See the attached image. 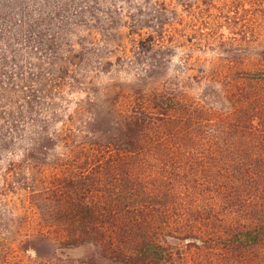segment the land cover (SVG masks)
<instances>
[{
	"label": "trees",
	"instance_id": "obj_1",
	"mask_svg": "<svg viewBox=\"0 0 264 264\" xmlns=\"http://www.w3.org/2000/svg\"><path fill=\"white\" fill-rule=\"evenodd\" d=\"M120 1L123 10L130 5L125 27L136 36L135 47L170 48L166 34L182 24L168 21V0H143L137 12L134 0H0V155L16 140L27 147L19 163L10 160L4 180L29 174L24 195L40 208V223L56 228L53 251L62 259L71 250L95 247L102 256L86 255L83 263L188 264L200 256V264H264V92L246 98L251 108L242 131L248 138L234 147L243 157L233 160L190 155L188 145L193 150L198 145L187 139L202 135L197 114L202 102L179 79L140 78L120 86L123 95L115 113L112 94L90 96L94 79L89 71L104 63L102 48L93 46L102 47L103 37L120 33ZM178 1L185 7L193 2ZM76 90L88 96L78 100L75 112L94 106L73 145L68 128L74 113L60 130L52 129L60 105ZM59 140L64 151L49 160L46 154ZM112 172L158 174L154 194L165 200L158 202L174 206L179 201L187 223L176 219L174 207L167 213L144 209L142 200L131 205L137 195L130 182L120 192V206L115 204L100 189ZM142 184L145 202L149 186ZM145 211L158 222L147 219ZM193 220L196 224L190 225ZM167 222L189 226L191 233L176 236L164 229ZM46 229L31 239L45 237ZM170 237L190 241L177 244ZM33 248L39 251L38 245Z\"/></svg>",
	"mask_w": 264,
	"mask_h": 264
},
{
	"label": "rangeland",
	"instance_id": "obj_2",
	"mask_svg": "<svg viewBox=\"0 0 264 264\" xmlns=\"http://www.w3.org/2000/svg\"><path fill=\"white\" fill-rule=\"evenodd\" d=\"M134 2L136 4L131 5L134 12L139 11V6L145 5L143 0ZM178 2L168 0L171 8L168 21L182 24L178 29L167 32L170 48L166 44L157 46L154 43H146L139 48L132 44L136 36L125 27L126 9L130 5H126L123 10L125 3L120 1V33L103 37L105 42L101 43L102 47L93 46L102 48L104 63L89 71L90 77L94 79L89 85L90 96L103 97L104 92L112 94L110 97L117 103L112 108L117 113L120 97L123 95L120 86L134 84L140 78L154 82L165 77L179 79L202 102L199 113L197 112L202 135L195 136L193 140L187 139V142H196V146L198 145L195 150L192 145H188L190 155L198 154L204 160L211 157L225 160L243 157L242 154H237L234 147L237 144L245 145L244 141L248 138L242 131L243 126L249 124L248 114L251 108V105L246 106V98L257 96L258 90L264 92V0H193L192 5L186 7ZM90 38L93 42L97 40L96 36ZM86 96V91L68 93L60 105V117L53 123L52 130H60L74 113V125L68 128L72 132L69 139L71 143L74 139L80 141L77 135L86 129L84 122L88 118V108L94 106L92 104L82 114L75 112L78 100ZM244 110L249 111L244 114ZM15 143L0 155V264H85L82 261L86 255L102 256L95 247H82L74 252L71 250L68 259L54 254L53 246L57 244L56 228L53 231L52 228L49 229L48 222L40 223V208L32 207L24 195L25 188L31 181L27 178L29 174L17 175L9 183L4 180L7 174L3 172L10 160L19 163L27 150L25 142L16 140ZM64 146V141L59 140L55 148L51 147L46 154L49 160L54 154L64 151ZM105 175V182L100 185V189H106L108 197L114 199L111 201L115 204L120 206V192L125 188L123 185L130 182L132 192L137 195L130 199L131 205L142 200L144 209L152 208L167 213L174 207L176 219L183 224L187 223L181 217L179 201L174 206L158 202L165 201L163 197L154 194L158 174L112 172ZM142 183L145 189L149 186L150 196L145 202L139 188ZM37 200L39 206L42 201L40 198ZM224 210L222 208V212ZM145 212L147 219L158 222L153 213ZM231 219L235 218L232 216ZM194 224L196 222L191 221L190 225ZM44 227L47 228V235L33 241L31 236ZM189 228L176 224L169 226L168 222L164 224V229L176 236H182ZM170 241L178 244L190 240L170 237ZM35 245L39 247L38 252L33 248ZM187 245L185 249L189 248ZM200 260V256H193L188 264H200ZM100 264L118 263L109 259L101 260ZM204 264L210 263L205 260Z\"/></svg>",
	"mask_w": 264,
	"mask_h": 264
}]
</instances>
